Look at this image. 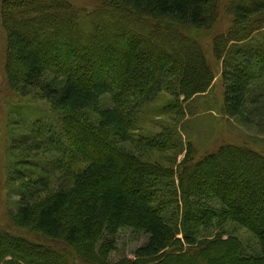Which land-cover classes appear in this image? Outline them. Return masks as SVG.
Segmentation results:
<instances>
[{"label": "trees", "instance_id": "16d2710c", "mask_svg": "<svg viewBox=\"0 0 264 264\" xmlns=\"http://www.w3.org/2000/svg\"><path fill=\"white\" fill-rule=\"evenodd\" d=\"M94 1L88 10L69 0H1L5 92L17 98L4 117L17 146L6 186L18 199L8 216L14 231H0V264H264V178L239 160L264 167V150L228 143L200 155L190 142L176 170L174 139L169 164L143 160L133 147L147 103L161 92L187 101L209 90L213 69L188 32L210 30L223 15L231 27L211 44L222 61L224 112L264 130V0ZM114 13L115 40L84 54L81 35ZM147 47L154 59L145 58ZM30 94L59 113L61 134L86 166L63 162L37 131L56 115L28 104ZM125 228L148 239L134 258L111 261ZM240 229L255 243L246 246Z\"/></svg>", "mask_w": 264, "mask_h": 264}, {"label": "rangeland", "instance_id": "374dc122", "mask_svg": "<svg viewBox=\"0 0 264 264\" xmlns=\"http://www.w3.org/2000/svg\"><path fill=\"white\" fill-rule=\"evenodd\" d=\"M69 1L78 7H84L88 10L92 9V7L95 5L94 0ZM59 17L61 18V16L58 15L57 19L61 20ZM101 17L103 18L102 21H104L106 26L103 25L104 27L100 29L94 25V27L87 29L86 32L80 37V40L86 44L84 54L87 56L92 55L93 57L97 46H102L106 38L115 40L116 29L111 26L112 24L116 23V21L119 19V16L114 13V15L108 19H105L103 15ZM123 25L125 24L123 23ZM230 27L231 20L228 18V16L223 15L218 19L215 27L210 30L207 29L201 32L187 31L190 37L193 36L192 38H195L205 48L206 56L215 75L214 81L207 92L197 95L187 101L183 100L182 96L180 99H177L164 91L161 92L159 98L154 103H147L148 108L147 111H145V116H142V121L138 125V128L134 131V136L136 139L135 143L133 144L134 149H136L143 160H162L164 161L163 164H169L167 160L170 158L173 161L174 154L176 152V150H168L170 149V142H172L173 139L175 144L179 146V153L175 154L177 155V162H175V166L178 168L176 170L181 169L179 163L184 158L186 146L190 142L195 144L197 152L200 155L216 150L220 146L228 143L241 146L244 145L258 151L264 150V130L259 127L244 125V122L240 117H230L224 112L223 109L224 86L222 82V61H218L215 58L211 42L217 34L227 32ZM150 29L151 28L145 31L147 33L153 32L150 31ZM255 33L256 32H254L253 35ZM56 38L59 40L58 45L61 49L63 47L61 42L62 38L57 37V35ZM44 40L45 39H43V41ZM149 40L150 39L145 38L144 42L149 43ZM49 41L50 40H47L46 43L49 44L51 42ZM154 42L156 43L155 39ZM5 49L6 36L1 27L0 21V231L2 229H8L13 232L14 229L9 225L8 216L12 214L11 212L17 211V205L15 201L18 199V195L14 190L12 194L8 192L6 181L8 178V166L10 165V162L13 161V158L17 156V146L15 147V144L12 145L14 140L12 141V137L7 131L6 120L4 117L5 112L6 114L8 112L9 106L13 102L17 101V98L12 97L7 92H5ZM152 49L154 50L153 44ZM152 49L149 47L146 48L144 52L145 58L151 60L156 57L154 52L155 50L153 51ZM50 50L54 51L53 49ZM246 51H248V49H246ZM185 60L186 58L182 54L178 60L176 59V65H178L180 71H184L185 69ZM69 72H73V70L70 69ZM253 73L255 75H259L258 71L256 70H254ZM24 99L29 102L28 104L31 103L32 106H36L39 107L38 109L44 110V115L46 112L45 116L48 115L49 117L50 115H56V121H52L51 124L47 123L45 127L38 128L37 131L47 135L50 144H52L54 147L60 148L62 158L67 159V161L65 160L63 162H71V158H73L74 160L72 162L74 166H86V162L77 156L75 151L72 150V148L66 142L63 133L61 134L59 125L61 119L60 121L58 120L59 113L52 112L49 104L43 99L36 98L35 95L30 94L29 97ZM25 119L26 118H24L23 121H25ZM164 147L167 149L163 150ZM40 155L41 157H39V161L46 162L42 156L45 158L48 156V154L41 153ZM239 160L242 164L241 166L243 167V170H246V173L249 176H257L256 174H258L262 175V178H264V175L261 174L264 167L263 165L256 163L254 158L250 159L246 157L245 159V157H241ZM76 162L78 163L76 164ZM56 163L58 162L54 160L53 164L50 163L49 165L54 168H59L57 171L59 170L58 172H60L61 165ZM253 163L255 165L258 164V169L251 167V164ZM44 165L47 166L46 163ZM24 167L29 169L27 166ZM32 170L34 169L32 168ZM10 171L13 172L14 170H9V172ZM63 171L64 169H61L62 173ZM52 185L56 189V183ZM15 231L16 233H19L17 229H15ZM236 232L239 234V237L244 240L246 246L255 243L254 241H249L251 235L245 229H240ZM116 237L117 249L112 251L110 255L112 259L111 261H117L125 257L134 258L135 250L140 245L145 244L148 239L147 235L137 230H133L132 228L120 230ZM38 239L43 243L59 245L58 243H55L54 241L44 237H39Z\"/></svg>", "mask_w": 264, "mask_h": 264}]
</instances>
